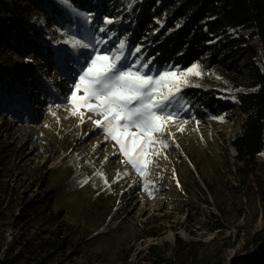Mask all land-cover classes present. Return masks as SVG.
Wrapping results in <instances>:
<instances>
[{
    "label": "rangeland",
    "instance_id": "374dc122",
    "mask_svg": "<svg viewBox=\"0 0 264 264\" xmlns=\"http://www.w3.org/2000/svg\"><path fill=\"white\" fill-rule=\"evenodd\" d=\"M0 2V227L10 248L28 264H169L174 256L177 264H196V251L197 264H231L264 248L253 242L264 236V157L258 177L239 175L231 138L242 119L239 109L223 107L239 105L235 93L250 91L229 88L219 65L197 63L202 74L187 77L184 107L159 137L168 147H155L141 177L90 113L72 116L70 106L56 105L72 91L87 52L73 48L89 27L76 13L94 14L97 24L115 19L109 27L116 38L134 48L128 29L146 0ZM8 7L24 10L42 31L33 37L37 50L4 30ZM252 43L263 71L262 43ZM149 67L153 75L187 70ZM210 101L221 111L216 116L201 112Z\"/></svg>",
    "mask_w": 264,
    "mask_h": 264
},
{
    "label": "trees",
    "instance_id": "16d2710c",
    "mask_svg": "<svg viewBox=\"0 0 264 264\" xmlns=\"http://www.w3.org/2000/svg\"><path fill=\"white\" fill-rule=\"evenodd\" d=\"M4 14V30L30 50H37L33 37L42 31L30 23L26 12L8 7ZM240 29L250 31L249 36H240ZM128 30L132 33L131 44L145 48V55L155 66L186 70L197 63L208 68L219 65L222 74L231 80L229 88L238 90L243 86L250 91L235 93L239 105L225 103L223 107L247 115L231 144L241 163L239 175L258 177L260 157H264V70L256 65L252 42L255 37L260 39L264 56V0H146L134 9ZM203 104L201 112L205 115L221 112L211 101ZM253 242L259 245L264 236H253ZM9 245L0 227V264H28L23 254ZM198 258L196 251V264ZM167 262L177 264V257ZM231 264H264V248L238 255Z\"/></svg>",
    "mask_w": 264,
    "mask_h": 264
},
{
    "label": "snow or ice",
    "instance_id": "6c2138e0",
    "mask_svg": "<svg viewBox=\"0 0 264 264\" xmlns=\"http://www.w3.org/2000/svg\"><path fill=\"white\" fill-rule=\"evenodd\" d=\"M76 15L89 27L84 29L86 37L77 39L73 48L79 46L87 52L82 53V63L77 61L80 67L70 80L72 91L56 106H70L72 116L81 109L90 113L89 120L118 145L123 163L143 177L149 154H155L157 145L168 147L159 137L178 118L184 107L179 93L189 83L188 76L202 74L200 66L193 64L180 74L164 70L153 75L151 61L142 59L140 46L128 48L125 38H116L118 34L109 27L115 19L105 16L97 24L92 13Z\"/></svg>",
    "mask_w": 264,
    "mask_h": 264
},
{
    "label": "built area",
    "instance_id": "2783aa9c",
    "mask_svg": "<svg viewBox=\"0 0 264 264\" xmlns=\"http://www.w3.org/2000/svg\"><path fill=\"white\" fill-rule=\"evenodd\" d=\"M263 62H264V57H263ZM236 102H239V101L237 100ZM246 116H247V115L242 114V115H241V119L246 118ZM239 132H240V126H239ZM235 137H236V135H234L233 138H231V139L234 140ZM233 140H232V141H233ZM232 141H231V142H232ZM236 156H237V153H235V154L233 155L232 159H231V160H232V164H233V163L235 162V160L237 159ZM239 183H240V182H239Z\"/></svg>",
    "mask_w": 264,
    "mask_h": 264
},
{
    "label": "bare ground",
    "instance_id": "6f19581e",
    "mask_svg": "<svg viewBox=\"0 0 264 264\" xmlns=\"http://www.w3.org/2000/svg\"><path fill=\"white\" fill-rule=\"evenodd\" d=\"M228 102H232V100H229ZM61 161V160H60ZM59 161V162H60ZM78 172H79V170H78ZM85 180H87V181H89V178H87V179H85ZM96 184L98 183L99 184V181L98 180H96V182H95Z\"/></svg>",
    "mask_w": 264,
    "mask_h": 264
}]
</instances>
